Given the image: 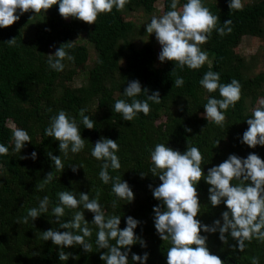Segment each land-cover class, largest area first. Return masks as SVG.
<instances>
[{"label":"trees","instance_id":"16d2710c","mask_svg":"<svg viewBox=\"0 0 264 264\" xmlns=\"http://www.w3.org/2000/svg\"><path fill=\"white\" fill-rule=\"evenodd\" d=\"M158 1L163 2V14L171 10V0H130L124 11L114 8L111 13L101 14L96 24L88 25L76 19L62 18L58 5H55L47 13L41 12L40 19L33 12H28L12 26L0 28V144L7 146L10 153L0 156V264H104L100 260V252L106 249L99 251L96 248L97 228L91 223L93 214L87 210L85 218L92 229L90 242L94 252L84 253L79 246L67 248L64 251L78 255L79 259L70 257L67 261H60L58 247L40 238L43 231L59 228L51 210L59 203L57 193L61 191H70L77 196L81 191L88 192L90 199L99 193V202L106 214L121 216V229L126 227L127 216L141 221L134 231L146 241L147 247H141L137 242L131 252L141 256L149 253L146 264H166V252L171 244L156 234L153 207L160 202L153 198L148 187L149 184L155 187L161 183L149 171L152 167L150 152L155 145L163 143L182 153L187 147H198L204 156L202 167L205 174L209 167L218 165L229 154L246 157L255 152L264 159V146L253 149L240 142L243 132L249 127L246 120L252 115L248 102H254L261 93L264 98V71L246 76L242 71L241 58L232 52L243 35H258L263 31L264 0L246 4L242 11L230 10L228 2L220 7L203 0L205 6L219 17L217 27H224V21L230 19L232 31L224 36L215 30L212 32L208 42L200 46L207 52L209 62L197 70L187 66L181 69L174 61L162 63L156 58L153 44L137 45L130 38L136 24L128 14L136 9H142L145 14L152 13L157 9ZM186 2L180 0L178 9ZM25 26L34 29L33 34L27 33ZM14 37L15 44L10 45L7 41ZM82 39L92 44L96 60L87 70L86 82L72 87L65 80H71L76 74L74 67H84L90 58ZM61 45L74 57L71 61L74 67L67 69L68 60H65L64 70L57 72L49 67L46 53L51 49L54 53ZM209 70L220 73L222 84L236 79L242 85L241 99L225 113L224 128L207 121L203 114V106L210 96L221 98L218 90L208 93L199 83ZM177 77H183V87L175 86ZM132 80H139L149 95L159 91L161 98L158 104L148 101L151 111L147 116L138 113L129 122L113 111V106L118 99L131 103L132 98L123 92ZM135 99L146 100L147 93L142 91ZM81 109L87 110L84 114L95 122L96 128H84ZM60 110L70 118H76L81 135L86 139L85 149L79 154L69 152L68 158L60 153L59 141L46 136L44 131L51 117ZM9 121L15 124V128L26 130L32 138V143H28L21 153H13V128ZM186 128L191 131H186ZM103 137L119 144L117 155L122 167L118 171L109 168V173L129 183L135 193L132 203L117 200L111 191L112 184L105 185L99 178L102 161L92 157L91 150ZM32 151L37 152L35 161L21 159V156H30ZM49 151L61 157L65 165L63 172L55 169L47 156ZM70 165L83 167L74 173ZM50 171L54 173L53 181L44 191H38L36 186L44 183V177ZM141 172L148 175L142 179ZM197 187L201 202L198 219L211 225L215 219L221 218L226 206L223 203L215 208L211 206L208 199L210 186L204 180ZM45 195L50 198L48 212L33 222L29 219L27 224L17 223L30 208L38 207L37 198L42 199ZM113 200L118 204L115 209L112 208ZM74 211L66 209L63 219L70 220ZM202 234L208 236L210 251L219 255L225 264H251L253 256H258L260 264H264V243L255 239L251 243L246 241L247 247L241 252L222 244L218 232ZM235 243L229 237V244ZM129 264H133L131 253Z\"/></svg>","mask_w":264,"mask_h":264},{"label":"clouds","instance_id":"9594fccd","mask_svg":"<svg viewBox=\"0 0 264 264\" xmlns=\"http://www.w3.org/2000/svg\"><path fill=\"white\" fill-rule=\"evenodd\" d=\"M130 0H0V28H7L19 21L21 15L28 12L39 14L47 13L53 6L58 5L59 15L64 19H76L88 25L96 24L101 14L124 11ZM180 0H171V10L161 16H153L146 25L148 35L155 34L161 50L158 55L160 62H175L181 69L187 66L197 70L209 62L206 51L201 45L208 42L215 30L220 36L231 33V20L224 21V27H217L219 17L214 15L203 0H187L178 9ZM230 10L242 11L243 0H228ZM147 41V40H145ZM15 44V37L7 41ZM53 56L55 58H53ZM74 61V57L62 45L53 54L48 56V65L51 69L61 72L65 68L63 61ZM211 68V63H209ZM200 85L208 92H219L220 99L210 96L204 107V116L207 121L224 128L225 113L229 107H235L241 99V83L232 79L230 83H220V73L207 71L200 80ZM176 87H183V77L174 81ZM147 93L146 100L135 99L141 93ZM123 94L132 98L131 103L123 99L115 101L113 111L122 115L124 121H133L138 113L147 116L151 109L148 101L160 103L159 91L148 94L139 80L128 83ZM51 111V109H49ZM80 110L84 128L93 130L95 122ZM248 128L243 132L240 142L250 148L264 146V98L258 100V106L252 110V115L246 120ZM45 135L59 141L60 153L68 158L69 152L79 154L86 147V139L82 137L75 117H69L60 110L51 117L50 124L45 128ZM186 131H191L186 128ZM13 153H21L28 143H32L29 133L20 128H13ZM217 141L216 146L219 145ZM119 144L116 140L103 137L97 140L91 150V156L100 165L99 178L103 184H112L111 191L117 200L132 203L135 193L126 180L120 176H111L109 168L118 171L122 165L117 155ZM9 148L0 144V156L9 155ZM48 158L54 163L57 171L63 172L65 165L60 156L47 152ZM37 159V152L32 151L30 156H21V159ZM152 167L149 169L153 177H158L159 185L153 187V198L160 203L153 207V221L156 234L162 241H170L171 247L166 252V264H225L224 260L213 254L207 246L208 236L202 233H219V240L232 250L243 252L247 247L246 241L251 243L255 239L264 243V159L255 152L246 157L229 154L227 159L218 165L207 169L205 174L204 156L196 146L187 147L183 153L177 149L157 143L150 152ZM75 173L83 165H70ZM148 174L141 172V178ZM54 179L53 171L44 177V183L36 186L38 191H44L46 186ZM204 180L208 188V199L213 208L222 203L226 210L222 211L221 218L215 219L211 225L203 223L198 217L201 215V202L198 185ZM233 181L238 183L233 184ZM59 203L52 208L55 223L59 226L54 230L50 228L42 232L40 238L51 241L59 249L60 261H67L70 257L78 260L79 256L68 251L67 248L81 247L84 253H92L93 244L90 242L92 229L85 218V210L93 214L91 221L97 228L96 248L106 249L100 252V260L104 264H129L131 261L146 264L149 253L142 256L131 252L134 244L139 242L141 247H147L146 241L138 236L134 229L142 222L132 216L126 217V227L120 228L121 216L107 215L99 202V193L90 199L88 192H79L78 196L70 191L57 193ZM38 207L30 208L27 215L18 219L17 223L27 224L29 219L35 221L49 210L50 198L43 196ZM117 200L112 201V208L118 207ZM75 210L72 218L65 221V210ZM59 229H65L60 231ZM229 237L236 241L229 244ZM115 241V243H111ZM34 255H36L34 253ZM251 264H260L258 256L251 257Z\"/></svg>","mask_w":264,"mask_h":264},{"label":"rangeland","instance_id":"374dc122","mask_svg":"<svg viewBox=\"0 0 264 264\" xmlns=\"http://www.w3.org/2000/svg\"><path fill=\"white\" fill-rule=\"evenodd\" d=\"M206 3H214L220 7L223 6L224 3L228 2V0H204ZM259 0H243L244 5L257 2ZM163 2L158 1L156 11L152 13L145 14L143 13L142 9H136L133 12L128 14L129 18H132L136 24L133 29L132 35L130 36L131 39L137 45H141L143 43H151L156 49V58L158 59L159 52L161 50V46L157 42L155 38V34L148 35L146 33V25L150 22L153 16H161L163 15L162 12ZM35 14V13H34ZM38 19L41 18V14H35ZM263 31L258 35H250L246 34L243 35L239 44L232 49V52L241 58L242 60V71L246 76H253L260 71H264V18L262 20ZM28 30L27 33L33 34L34 29L26 27ZM147 40V41H145ZM82 42H85L90 58L86 61L84 67H74L71 61L66 63L67 69H71L74 67L76 69V74L72 76L71 80H65L66 84L72 87L80 86L86 82L87 78V70L90 69L96 60L95 51L91 43L87 42L86 40L82 39ZM49 54H53L52 49L48 50L46 55L47 57ZM158 62V61H157ZM263 97V93L259 94V97L254 100H250L249 108L253 110L255 107L258 106V100ZM204 114V112H203ZM11 128H15V124L11 121L8 122Z\"/></svg>","mask_w":264,"mask_h":264}]
</instances>
